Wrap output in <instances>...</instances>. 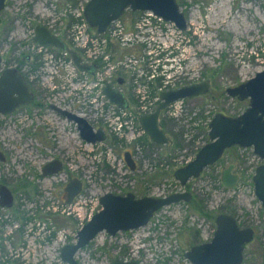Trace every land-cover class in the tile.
<instances>
[{
  "label": "rangeland",
  "instance_id": "rangeland-1",
  "mask_svg": "<svg viewBox=\"0 0 264 264\" xmlns=\"http://www.w3.org/2000/svg\"><path fill=\"white\" fill-rule=\"evenodd\" d=\"M86 1L8 0L0 11L1 69L10 64L26 67L27 77L34 78L32 90L38 102L15 114H0V151L5 155L4 161L0 159V182L7 184L16 197L12 208L0 211V264H67L61 259V249L76 240L85 215L81 212L86 211V206L96 207V198L107 192L162 197L180 191V183L174 177L178 166L172 161L188 157L192 151V117L205 119L207 111L234 115L247 106V101L238 102L227 96L226 88L264 69V0H178L188 22L182 33L175 27L141 29L137 23L145 16L128 10L120 21L135 34V43L127 46L105 36L101 47L109 53V59L104 66L116 67L119 61L135 55L138 68L159 74V79H153L157 80L152 85V95L165 84L177 88L203 80L209 82V90L205 95L185 99L182 109L179 107L173 116L162 111L160 122L169 137L167 144L152 143L147 136L138 152L134 144L126 143L112 131L113 126L101 119L98 127L108 133V140L95 145L87 143L81 139L77 125L50 105L90 117V108L96 109L89 105L86 108L85 102L89 104L92 99L88 92L94 79L79 75L86 81L77 84L78 89L71 94L62 87L65 72L54 73L64 55L53 50L56 60L45 63L43 56L32 49L37 23L51 20L54 28L67 29L77 8ZM27 55L31 57L25 58ZM115 73L126 82L132 79L124 69ZM123 89L132 110L137 112L133 87L126 83ZM90 122L93 124L94 119ZM205 132L201 126L199 135L203 139ZM126 150H131L138 161L133 173L126 171L122 163ZM55 158L63 161L61 173L42 177V166ZM248 161L241 157L238 146L227 149L199 178L181 186L192 193L190 202L160 209L144 228L121 231L115 236L101 233L79 251L77 260L80 264H112L116 258L140 264H192L185 252L211 239L215 218L208 214L223 212L235 217L239 225L255 230L254 239L245 245L241 264H264L262 233L251 218L255 214L261 217L263 210L253 195ZM162 162L169 166L161 167ZM151 163L158 167L153 169ZM230 163L234 164L238 180L235 187L227 190L220 179ZM74 178L83 181V190L74 200L78 207L63 206L65 209L56 211L58 203L66 204L65 187ZM193 200L199 208L189 204ZM39 221L46 226V232L33 234L30 224Z\"/></svg>",
  "mask_w": 264,
  "mask_h": 264
},
{
  "label": "water",
  "instance_id": "water-1",
  "mask_svg": "<svg viewBox=\"0 0 264 264\" xmlns=\"http://www.w3.org/2000/svg\"><path fill=\"white\" fill-rule=\"evenodd\" d=\"M8 0H0V11L6 7ZM151 11L154 15L166 21L173 22L180 30L188 28L185 13L181 10L178 0H90L84 9V16L89 25L99 34H105L109 26L124 16L126 11ZM33 42L68 52L80 72L95 73L96 64L84 61L80 53L71 49L65 40L54 34L45 25L38 23L35 26ZM2 56L0 55V113L11 114L18 107L29 104L35 98L28 83L18 68L1 69ZM122 78L119 83H123ZM209 90V82L203 80L180 88L166 90L161 93V103L156 110L147 115H141L139 121L151 142L167 144L169 137L162 128L160 115L172 103L187 98L204 95ZM229 97L238 101H247L244 111L231 116L217 112L208 124V141L200 148L195 158L174 171V177L186 186L191 179L199 178L205 169L217 162L224 152L233 147L252 148L260 158H264V69L248 80L226 88ZM103 95L120 108H128L129 101L125 93L117 90L113 82H107L103 87ZM51 108L74 122L80 137L93 145L104 142L108 134L101 127L94 125L84 116L76 112L52 104ZM124 158L131 170L136 169V161L130 150L124 153ZM0 159L5 160L0 151ZM234 164L227 165L221 174V182L225 188H233L238 176L233 172ZM63 170V162L53 159L42 168L43 177L58 174ZM255 197L264 208V164L255 169L252 177ZM83 190V181L79 178L70 180L65 191L67 203L73 200ZM192 193L189 191L174 192L167 196H137L134 192L115 194L107 192L100 198L102 208L86 222L77 232L76 240L64 245L61 249V259L67 264H80L76 256L79 251L90 245L98 235L106 232L110 236L124 231H133L147 226L154 215L162 208L180 203L190 202ZM14 195L5 184H0V207H12ZM254 233L250 227H239L236 219L226 213L215 217V230L210 240L193 245L185 252V257L192 264H241L243 250L246 243L253 240ZM112 264H140L136 260H122L116 258Z\"/></svg>",
  "mask_w": 264,
  "mask_h": 264
},
{
  "label": "built area",
  "instance_id": "built-area-1",
  "mask_svg": "<svg viewBox=\"0 0 264 264\" xmlns=\"http://www.w3.org/2000/svg\"><path fill=\"white\" fill-rule=\"evenodd\" d=\"M89 1L90 0H87L85 3H83L81 8H77L74 16V21L71 23L69 28L63 29L62 26L52 28L51 30L54 32V34L58 36H64L68 41L73 44L75 48L79 49L83 53L84 60L86 62H94L95 60L101 62L102 60V64H104V62L109 59V53H106V51L101 47V41L105 42L107 39V37L105 36H110L115 41L119 40L124 45L133 46L135 43V34L133 32L127 31L120 20L114 22V24L109 28L108 32L104 35L93 31L84 16V9ZM142 16H145L143 18V21L137 23V27L141 29L145 28L153 30L161 29L162 27L177 28L174 23L170 21H165L161 17L154 15L152 12H143ZM177 30L182 33V31L178 28ZM91 31H93V33ZM33 49L35 52L43 56L45 63L56 60L52 52L53 49H51L50 47H44L34 44ZM63 55V59L60 58L59 64L54 67V73L59 74V72H65V74L62 76V87L69 90L72 94L75 93L78 89L77 84L78 86H80V83L85 82L87 80V76H85L84 74H80L79 70L76 68L73 61L67 57L66 53H64ZM134 56L135 55H130V57H126L123 62L119 61L116 64V67L110 64H107L106 66L103 65V69H101L97 73L94 81L91 83L90 91L88 92L89 96L92 99L88 100L89 104H87V102H85V104L86 108L89 105V107L93 106L96 109V113H91L92 109L90 108V117H87L89 120L94 119L93 125L95 127L101 125L100 121L103 120L104 123H106L108 126H113L114 129H112V131L117 136H119L120 138H124V140H126V143L128 144H134L136 150L138 152H141L144 146L142 142L144 137L146 136V133L139 123V115L154 111L157 107L156 105L160 101V94L163 89L172 87H167V85L165 84L164 87L157 91L156 95H152V85L157 79H159L157 78L159 74L157 73V71H154L153 73L149 74L145 70L138 68V60ZM121 69H124L131 74L132 79L130 80V86L133 87L134 93L136 94L138 106L137 112L132 110V106L126 109H122L117 105L111 104L109 100L103 95V87L106 82L109 81L107 79H111L113 77L114 72ZM79 75L85 76L86 80H81L79 78ZM155 78L157 79L153 81V79ZM183 102L184 100H179L171 104L165 110L167 115H175L179 107H181L182 109L181 105H183ZM99 119L101 120L99 121ZM210 119L211 117L209 116V111H207L205 119H202L200 117H192V120H194L191 123V136L193 139L192 151L188 157L180 156L175 158L174 161H172L174 165L182 166L189 163L195 158L200 147L205 143L203 135H199V128L201 126L207 128ZM245 151V149L241 151V157L247 158L249 160L248 162L254 167V165L258 161V158L254 154H252L251 150L249 154V151ZM133 156L136 160L135 154ZM122 163L123 166L126 168V171H128L129 173H133V171L128 167L124 158H122ZM151 165L153 169H156L158 167V164L156 163H151ZM160 166L168 167L169 165L166 162H162L160 163ZM179 186L180 191H182L183 189L181 185ZM96 203V207L90 209L86 206V211L81 212L82 214H85L84 216H82L83 218H81V226H83L88 220L92 218V216L97 211L100 210V197L96 198ZM66 204L58 203L55 210H62L64 208L63 206H66V208H71L72 206L78 207L76 201H73L70 204ZM80 209H83V206H81ZM255 212L257 213L258 210L256 209ZM251 218L252 221L256 223L257 226L260 228L262 233L261 239L264 242V214L261 217H259L258 214H255L254 216L251 215ZM30 226L33 227V230L31 229V232H33V234L42 232L44 234V232H46V226L42 224L41 221L37 222L36 224L31 223Z\"/></svg>",
  "mask_w": 264,
  "mask_h": 264
},
{
  "label": "flooded vegetation",
  "instance_id": "flooded-vegetation-1",
  "mask_svg": "<svg viewBox=\"0 0 264 264\" xmlns=\"http://www.w3.org/2000/svg\"><path fill=\"white\" fill-rule=\"evenodd\" d=\"M7 4V3H6ZM74 21V20H73ZM72 21V22H73ZM166 21V20H165ZM62 23V22H61ZM38 24V23H37ZM42 24V23H41ZM43 25H45L47 28H49L50 30L52 29V28H54V23L51 21V20H47V23H45V24H43ZM71 25V24H70ZM113 25V24H112ZM111 25V26H112ZM36 26V25H35ZM176 26V25H175ZM177 27V26H176ZM91 29L93 30V31H95V32H97L96 31V29H94V28H92L91 27ZM179 29V28H178ZM33 32H34V34H35V27L33 28ZM180 30V29H179ZM52 31V30H51ZM182 31V30H181ZM53 32V31H52ZM54 33V32H53ZM60 37H62L64 40H65V42L69 45V47L71 48V49H75V50H77L79 53H80V55L83 57V59H84V56H83V53L79 50V49H77V48H75L74 46H73V44L70 42V41H68L64 36H61V35H59ZM33 37L34 36H32V39H33ZM33 41V40H32ZM33 45L35 44V45H38V44H36V43H32ZM32 49H33V47H32ZM56 49V48H55ZM55 49H53V50H55ZM33 51H34V49H33ZM56 51L57 52H61L62 54H64V53H66L67 54V57L69 58V59H71L72 61H73V59H72V57H71V55L68 53V52H66V51H60V50H58V49H56ZM35 52V51H34ZM28 57H31V56H29V55H27V56H25V58H27L28 59ZM30 59V58H29ZM85 61V60H84ZM86 62V61H85ZM73 63H74V61H73ZM87 63H89V64H96L97 66H96V70H95V73H85L84 72V75L85 76H87V77H92L93 79H95V77H96V75H97V73L101 70V69H103L102 67H103V61L101 60V63H100V61H97V60H95L94 62H87ZM2 64H3V58H2ZM74 65H75V63H74ZM27 66V65H26ZM76 66V65H75ZM5 68H18L19 70H20V72L23 74V76L25 77V79H26V81H27V83H28V86H29V88H30V90L31 91H33L32 90V82H31V79L33 80L34 78L33 77H27L28 76V72H27V70H26V67H21L20 65H15V66H11V64L10 65H7L6 67H4L3 69H5ZM76 68H77V66H76ZM78 69V68H77ZM119 71V70H118ZM115 72H117V71H115ZM114 72V73H115ZM116 74V73H115ZM115 74H113V76L115 75ZM120 78H122L123 80H124V82L121 84V83H119V79ZM127 80L125 79V78H123V77H120V75H116V76H114L113 77V79L112 80H109V81H107V82H113V84H114V86H115V88L117 89V90H121V91H123L124 93H125V91H124V89H123V87L126 85V83H130V80L128 79V82H126ZM192 83H198V82H191V83H189V84H192ZM188 85V84H187ZM182 86H185V84H182L181 86H179V87H177V88H180V87H182ZM171 89H175V88H167V89H164L163 91H166V90H171ZM162 91V92H163ZM34 92V91H33ZM161 92V93H162ZM226 92V91H225ZM34 94H35V92H34ZM125 95H126V93H125ZM205 95V94H204ZM127 96V95H126ZM228 96V95H227ZM161 97V96H160ZM232 98V97H231ZM128 99V98H127ZM237 100V99H236ZM238 101V100H237ZM238 102H242V101H238ZM37 104L38 102H36V94H35V98L33 99V101H31L29 104H26V105H22V106H20V107H18L13 113H11V114H15L18 110H20L21 108H24V107H28V106H30V105H32V104ZM161 103V98H160V101L158 102V104L156 105L157 107H158V105ZM173 104V103H172ZM52 105V104H51ZM51 105H50V108H51ZM247 105H248V102H247ZM170 106V105H169ZM156 107V108H157ZM247 107V106H246ZM246 107H243V109H241L240 111H238V112H236V113H234V115H231V116H237V115H239V114H241L243 111H244V109L246 108ZM156 108H155V110H156ZM168 108V107H167ZM166 108V109H167ZM52 109V108H51ZM165 109V110H166ZM154 110V111H155ZM164 110V111H165ZM154 111H152V112H154ZM73 112H75V111H73ZM91 112L92 113H96V111L95 110H91ZM152 112H149V113H144V114H142V115H147V114H150V113H152ZM76 113H78V112H76ZM1 114V113H0ZM79 114V113H78ZM214 114L215 113H212V112H209V116L212 118L213 116H214ZM224 114V113H223ZM4 116L5 115H10V114H3ZM80 115V114H79ZM81 116H83V114L81 115ZM141 115H139V117H140ZM85 117V116H84ZM86 118V117H85ZM89 120V119H88ZM139 120V119H138ZM211 120V119H210ZM90 121V120H89ZM74 123V122H73ZM139 123H140V121H139ZM141 125V124H140ZM95 127V126H94ZM96 128V127H95ZM99 128V127H98ZM101 128V127H100ZM201 128V127H200ZM200 128H199V131H200ZM205 130H206V139H205V143L202 145V146H204L205 144H206V142L208 141V130H209V128L207 127V128H205V127H203ZM146 133V132H145ZM146 136L145 137H147L148 135L147 134H145ZM149 137V136H148ZM150 139V138H149ZM151 141V140H150ZM153 143V142H152ZM201 146V147H202ZM200 147V148H201ZM239 149H240V152L243 150V149H245V150H251L252 151V154H254L257 158H258V161H257V163L254 165V167H253V165H251L250 164V166H249V171H250V175H252L251 176V179H252V177H253V175H254V173H255V169L259 166V165H261V164H264V158H260L258 155H256L254 152H253V150H252V148H241V147H238ZM200 150V149H199ZM127 151V150H126ZM125 151V152H126ZM131 151V150H130ZM131 153H132V155H134L133 154V152L131 151ZM5 156V155H4ZM134 157V156H133ZM56 159V158H55ZM135 159V158H134ZM61 160V159H60ZM220 160V159H219ZM218 160V161H219ZM51 161V160H50ZM62 161V160H61ZM136 161V160H135ZM192 161V160H191ZM190 161V162H191ZM217 161V162H218ZM49 162V161H48ZM63 162V161H62ZM217 162H215L213 165H215ZM47 163V162H46ZM45 163V164H46ZM44 164V165H45ZM136 164H137V166H136V169L134 170V171H136L137 170V168H138V162L136 161ZM188 164V163H187ZM44 165L42 166V168L44 167ZM186 165V164H185ZM185 165H182V166H185ZM213 165H211V166H213ZM182 166H178V168H180V167H182ZM253 167V168H252ZM63 168H64V164H63ZM234 170V169H233ZM133 171V172H134ZM223 171V170H222ZM221 174H222V172H221ZM237 175V174H236ZM51 176H53V175H51ZM238 176V175H237ZM221 180V179H220ZM179 182V181H178ZM2 182H0V184H1ZM180 183V182H179ZM189 183V182H188ZM222 183V182H221ZM253 183V182H252ZM3 184H5L4 182H3ZM5 185H7V184H5ZM180 185H181V183H180ZM8 186V185H7ZM182 186V185H181ZM9 187V186H8ZM182 187H185V186H182ZM235 187V186H234ZM10 188V187H9ZM11 189V188H10ZM227 190L228 189H230V188H226ZM12 190V189H11ZM184 191H186V190H182V191H177V192H184ZM12 192H13V195H14V205H15V203H16V197H15V194H14V191L12 190ZM66 192V191H65ZM174 193V192H173ZM169 195V194H168ZM253 195L255 196V194H254V188H253ZM167 196V195H166ZM66 197H67V193H66ZM13 205V206H14ZM12 206V207H13ZM12 207H0V211H2V210H4V209H10V208H12ZM260 210H263V214H264V208L261 206V208H260ZM221 213H223V212H221ZM218 214H220V213H218ZM217 214V215H218ZM227 214V213H226ZM216 215V216H217ZM215 216V217H216ZM154 218V217H153ZM235 218V217H234ZM236 219V218H235ZM237 221V220H236ZM238 223V222H237ZM239 225V224H238ZM239 227H241V228H243L244 226H242V225H239ZM247 227H249V226H247ZM250 228H252V227H250ZM253 229V233H255V230H254V228H252ZM78 232V231H77ZM253 239H254V237H253ZM247 244V243H246ZM245 244V245H246ZM244 248H245V246H244ZM244 251V250H243Z\"/></svg>",
  "mask_w": 264,
  "mask_h": 264
},
{
  "label": "trees",
  "instance_id": "trees-1",
  "mask_svg": "<svg viewBox=\"0 0 264 264\" xmlns=\"http://www.w3.org/2000/svg\"><path fill=\"white\" fill-rule=\"evenodd\" d=\"M194 201H195V200H193V201H192L191 203H189V204H191L193 208H199V207H200L199 204H196ZM200 211L204 212V214H206V215L208 214V213H205V211H204L202 208H201ZM217 214H218V213H217ZM217 214H215V215H213V214H208V215H209L210 218H215V216H216Z\"/></svg>",
  "mask_w": 264,
  "mask_h": 264
}]
</instances>
